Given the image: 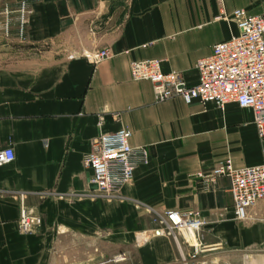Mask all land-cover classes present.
I'll return each instance as SVG.
<instances>
[{
  "label": "crops",
  "instance_id": "crops-1",
  "mask_svg": "<svg viewBox=\"0 0 264 264\" xmlns=\"http://www.w3.org/2000/svg\"><path fill=\"white\" fill-rule=\"evenodd\" d=\"M236 10L262 15L264 0H0V150L14 153L0 167V264H264V201L238 221L230 179L198 176L263 163L253 110L159 103L129 69L158 59L197 85V61L238 35ZM123 128L148 163L97 194L83 159ZM23 207L42 219L33 233L18 229ZM171 210L199 213L200 235L154 234Z\"/></svg>",
  "mask_w": 264,
  "mask_h": 264
},
{
  "label": "built area",
  "instance_id": "built-area-1",
  "mask_svg": "<svg viewBox=\"0 0 264 264\" xmlns=\"http://www.w3.org/2000/svg\"><path fill=\"white\" fill-rule=\"evenodd\" d=\"M232 18L238 27V35L214 45L208 57L197 61V85H186L180 73L163 72L162 61L158 59L131 62V78L135 82L152 83L155 100L159 103L179 97L186 104H214L224 109L229 103H236L241 109H251L263 138L264 14L252 16L246 10H236ZM110 56L108 50L85 54L86 59L93 64ZM131 137L132 132L123 128L115 133L101 134L93 141V149L84 157L83 165L92 173L89 182L97 185L93 190L95 193L103 196L119 194L123 186L133 181L138 165L148 163L146 150L133 148ZM13 161L11 147L0 150V167ZM198 176L211 183L220 177L230 179V194L238 221L248 220L250 210L258 202L264 201V160L258 166L239 168L227 160L216 165L209 175L199 173ZM160 221L161 226L153 231L154 234L168 233L176 242L178 234L182 232L199 236L205 224L199 213L178 210L165 212L160 216ZM41 223L40 216L21 208L19 231L33 233ZM122 260V257L114 259L115 262Z\"/></svg>",
  "mask_w": 264,
  "mask_h": 264
},
{
  "label": "water",
  "instance_id": "water-1",
  "mask_svg": "<svg viewBox=\"0 0 264 264\" xmlns=\"http://www.w3.org/2000/svg\"><path fill=\"white\" fill-rule=\"evenodd\" d=\"M96 188H97V185H95V184L91 185V189H96Z\"/></svg>",
  "mask_w": 264,
  "mask_h": 264
}]
</instances>
